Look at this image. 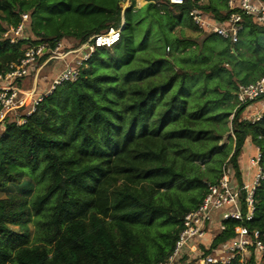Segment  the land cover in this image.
<instances>
[{
	"label": "trees",
	"instance_id": "16d2710c",
	"mask_svg": "<svg viewBox=\"0 0 264 264\" xmlns=\"http://www.w3.org/2000/svg\"><path fill=\"white\" fill-rule=\"evenodd\" d=\"M120 1L0 0V73L29 47L46 45L41 63L64 36L84 42L120 27L117 42L96 46L82 60L75 80L56 84L34 110L20 115L22 121H4L0 188L28 178L34 190L30 196L15 191L0 198V264L165 259L183 215L200 203L207 183L217 182L228 165L232 176L242 180L238 157L247 137L259 149L263 175L254 189L253 216L224 221L211 247L230 238L240 224L258 229L264 243V107L254 121L242 117L248 103L235 108L237 85L264 75V52H257L253 72L232 90L200 87L186 69L174 68L151 32L141 29L134 0L122 20ZM147 1L170 26L182 14L190 20L189 3ZM222 6L204 0L200 5L217 18L224 16L225 0ZM23 12H29L24 35L9 43L2 33L16 26ZM245 31L264 32V25L248 17L239 37ZM186 41L191 38H177L170 30L163 37L167 45ZM171 57L178 62L174 53ZM226 131L234 138L232 151L219 144ZM228 264L240 262L236 257ZM244 264H264V249L259 261L251 253Z\"/></svg>",
	"mask_w": 264,
	"mask_h": 264
},
{
	"label": "built area",
	"instance_id": "2783aa9c",
	"mask_svg": "<svg viewBox=\"0 0 264 264\" xmlns=\"http://www.w3.org/2000/svg\"><path fill=\"white\" fill-rule=\"evenodd\" d=\"M164 1L170 5L189 3L191 7L187 15L199 30L208 34H216L233 45L239 41L246 18L249 17L254 23L264 25V0H226L222 18L214 17L210 12L202 9L200 5L203 0ZM21 16L22 20L16 26L9 25L2 33L9 43L17 42L24 35L25 23L29 16L26 12H23ZM119 33L120 27H110L103 33L90 36L85 45L72 50L68 49L60 55L56 52L57 45L49 51V55L41 63H38V58L47 52L46 45L37 44L27 48L18 63L12 65L8 71L0 73V124L9 114L23 109L27 99L30 105L26 111L27 114L42 99L37 91L39 84H34L35 80L26 89L19 84L23 77L29 76L31 70L34 71L36 78L40 69L50 59H64L68 54L78 52L81 55L76 57L78 64H65L53 77L52 84L54 86L63 80L73 81L80 73L79 66L82 60L86 59L96 46H111L117 42ZM83 47L88 50L85 51ZM235 95V108L248 103L242 112V117L251 121L258 119L261 111L257 109L251 111V109L253 103L261 101V96L264 97V75L248 83H239ZM257 98L260 99L256 101ZM261 105L264 107V101H261ZM259 157L260 152L257 147L248 160L249 167H253L252 180H250L251 172H246L245 180L237 181L224 168L217 182H208L206 193L200 203L183 215L181 229L172 251L165 259L150 264H228L236 257L240 264H244L251 253L259 261L264 249L260 231L242 224L234 226L233 235L226 241L215 248L211 247L215 235L225 228L224 221L234 219L242 222L252 218L254 189L258 180L263 177L258 163ZM241 196V201L246 206L245 211L242 209Z\"/></svg>",
	"mask_w": 264,
	"mask_h": 264
},
{
	"label": "rangeland",
	"instance_id": "374dc122",
	"mask_svg": "<svg viewBox=\"0 0 264 264\" xmlns=\"http://www.w3.org/2000/svg\"><path fill=\"white\" fill-rule=\"evenodd\" d=\"M128 1L129 0H124L120 3L124 12L126 8L130 6L127 3ZM204 1L210 2L218 7H223V0ZM134 3L133 10L142 20L141 29L143 31L151 32L150 34L155 36L158 43L163 47V51L167 55L168 59L172 61L174 68H178V70L179 68L186 69L191 82H197L200 87L212 88V86L219 85L220 87L232 90L234 85L238 84L245 74L253 72L258 58L257 52L259 50L264 52V32H255L251 34L246 32V30L242 37H240L238 43H236L235 46H230V44H228L225 40L213 37L212 35H208V33L199 30V28L195 27L185 14H182L181 19H179L177 23L170 26V24H168L161 16L162 12L154 11L153 7L150 6L151 3H149V1L134 0ZM27 14L29 16V12H27ZM169 30L177 38H191V41H186L185 44H164L163 37L167 32H169ZM27 35L31 36V33L25 32V36ZM86 41L87 40L79 42V40L74 37L64 36L58 41V49L56 52L60 55L65 50H72L76 47L79 48L80 46L85 45ZM167 46H169V49ZM84 50L87 51L88 48L85 47ZM172 53L176 55L178 62L171 57ZM77 56L80 57L81 55L78 52L70 53L64 59L52 58L45 65H43L42 69L39 71V74L41 75L39 78L41 86L38 85L39 87H37L40 98L49 93L55 87L56 84H54V86L52 84L53 74L56 75V73L65 64H78L76 59ZM41 61H43V59L40 60V62ZM251 74L253 75V73ZM34 80V71L31 70L29 76H25L20 80V85L22 87H27V83L30 85V81L33 83ZM214 97H218V95H215ZM263 98L264 97L260 100L264 101L262 100ZM261 101H259L260 104ZM28 103L27 99L25 103L26 106L23 109L17 111L16 113L9 114L6 119L10 121V119L17 117V120L22 121L19 115L26 113V111L30 108ZM32 110L34 109H31L30 112ZM254 110L255 108L253 107L251 111ZM3 123L0 124V130ZM227 124L229 126V122H227ZM249 142L251 143L250 139ZM219 144H224L226 149H231V151L233 150L234 138L231 135V131L224 132ZM247 145L244 147V158H246L248 150ZM201 167H204V165L201 164ZM229 167L230 166L228 165L227 170L230 175H232V169ZM252 171L253 169L250 170V180L253 178ZM246 177L245 172L244 178ZM33 190V181L28 178H24L20 184H9L6 187L0 188V198L4 197L8 192L15 191H20L22 193H26L27 196H30Z\"/></svg>",
	"mask_w": 264,
	"mask_h": 264
},
{
	"label": "crops",
	"instance_id": "0c3cea01",
	"mask_svg": "<svg viewBox=\"0 0 264 264\" xmlns=\"http://www.w3.org/2000/svg\"><path fill=\"white\" fill-rule=\"evenodd\" d=\"M65 51H67V50H65ZM46 58V57H45ZM44 58V59H45ZM43 59V60H44ZM54 76H55V74H53ZM40 74H39V76L37 75V77L35 78V82H34V84H39V86H41V83L39 82V78H40ZM53 76V77H54ZM31 80H32V78H31ZM31 83H32V81H30ZM30 83V84H31ZM19 84H20V82H19ZM30 87V85L27 83V87L26 86H23V88H29ZM252 107H254L255 109H257V111H262V109H263V107H262V105L260 104V102H255V103H253V106ZM242 115H243V113H242ZM249 139H250V137H247L246 139H245V142H244V146H243V148H242V152L240 153V155H239V157H238V160H239V165L241 166L240 168H241V175H242V179L243 180H245L244 179V173L245 172H243L244 171V169L245 168H248V166H249V163H248V160H249V157L251 156V155H253L254 154V152H255V147H253V145L249 142ZM247 144H250V145H247ZM248 146V150H247V153H246V158H244V154H245V152H244V147L245 146ZM247 174H249V173H247Z\"/></svg>",
	"mask_w": 264,
	"mask_h": 264
},
{
	"label": "water",
	"instance_id": "95a60500",
	"mask_svg": "<svg viewBox=\"0 0 264 264\" xmlns=\"http://www.w3.org/2000/svg\"><path fill=\"white\" fill-rule=\"evenodd\" d=\"M120 3H122V2L120 1ZM127 3H128V5H130L131 4L130 0ZM124 13H125L124 10H122L121 11L122 20L124 19Z\"/></svg>",
	"mask_w": 264,
	"mask_h": 264
}]
</instances>
